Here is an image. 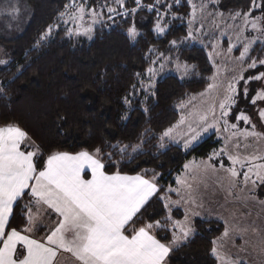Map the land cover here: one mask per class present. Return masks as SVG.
<instances>
[{
	"label": "snow or ice",
	"instance_id": "6c2138e0",
	"mask_svg": "<svg viewBox=\"0 0 264 264\" xmlns=\"http://www.w3.org/2000/svg\"><path fill=\"white\" fill-rule=\"evenodd\" d=\"M182 7L188 9L185 35L167 41L165 51L147 49V67L135 72L136 83L123 103L131 111L130 97L142 96L139 106L148 113L166 69L181 80L196 74L194 65L172 53H179L186 42L207 40L215 71L206 91L215 95L153 138L160 148L182 142L185 152L194 150L205 135H216L223 146L206 160L184 164L186 175H177L173 187L161 184L162 176L155 171H122L124 161L134 162L142 153L147 129L135 145L102 142L91 149L53 151L18 123L0 124V264H58L62 253H70L74 264H171V255L196 233L195 218L204 206L189 183L190 169L205 176L223 171L230 195L241 182L244 187L264 186V154L249 151L252 142L264 140V0H244L227 12L221 10V0H66L55 20L37 34L34 47H44L61 31L70 40L92 41L97 25L112 28L120 21L126 39L137 44L142 34L135 18L141 12L152 14V32L166 37L173 20L184 21L178 15ZM9 8L5 15L22 14L19 5ZM205 21L213 30L205 29ZM234 51L239 55L233 56ZM217 57H225V71L235 61L226 83L218 80ZM5 93L0 86V95ZM177 106L182 112L188 107L183 98ZM129 118L127 113L121 117ZM17 214L21 224L13 227ZM243 231L247 229L225 227L222 237L211 241L214 264H246L221 250L224 238Z\"/></svg>",
	"mask_w": 264,
	"mask_h": 264
},
{
	"label": "trees",
	"instance_id": "16d2710c",
	"mask_svg": "<svg viewBox=\"0 0 264 264\" xmlns=\"http://www.w3.org/2000/svg\"><path fill=\"white\" fill-rule=\"evenodd\" d=\"M22 1L31 11L22 32L10 38L0 35V44L10 51L9 64L0 67V86L6 89L0 95V124L18 123L38 143L53 151L91 149L102 142L135 145L147 129L142 153L134 162L124 161L127 166H122V171L135 174L147 170L149 175L155 171L162 176L161 184L174 186L173 176L188 157L175 145L159 151V141L153 137L178 120V101H185L209 85L213 68L206 51L197 45L182 44L179 53H172L194 65L196 74L183 80L174 74L163 76L157 85L158 95L147 105L148 113L139 106L142 96L130 97L134 99L131 111L123 98L136 83L135 72L147 67V49L155 46L165 51L169 47L167 41L185 35V21L173 20L172 31L166 37H157L152 32L154 17L141 12L135 18L142 34L137 44L126 39L123 22L117 17L120 26H97L92 41L70 40L61 31L54 33L50 43L36 48L37 34L55 20L66 0ZM243 2L221 0V10L227 12ZM187 11L182 7L178 15L186 18ZM126 113L130 118L121 119ZM218 147L219 141L212 135L191 155L205 159ZM195 221L196 233L171 255V264H214L211 241L223 233L224 226L216 220ZM11 224H21L18 214Z\"/></svg>",
	"mask_w": 264,
	"mask_h": 264
},
{
	"label": "rangeland",
	"instance_id": "374dc122",
	"mask_svg": "<svg viewBox=\"0 0 264 264\" xmlns=\"http://www.w3.org/2000/svg\"><path fill=\"white\" fill-rule=\"evenodd\" d=\"M183 1L185 2V0H182V2ZM169 2H171V0H169ZM10 4L20 6L22 14L19 18H17L15 14H13L12 16L5 15L6 12L11 11V9L9 8ZM30 14V9L22 0L1 1L0 35L4 38H10L21 33L24 26L29 20ZM169 18L171 17L169 16ZM184 21L187 27V17ZM204 23L206 30H213V26L210 21H205ZM207 43L208 41L206 40L205 44H201L199 41H190L186 42L185 44L197 45L203 48L209 58V53L212 51V49L210 46H205ZM227 46L228 45L226 41L223 42L222 47L226 49ZM9 53V49L3 47L0 44V60L6 61L7 63ZM237 55H239V52L234 51L233 56ZM217 62L221 65V73L218 80L224 81L226 83L227 78L232 74V67L235 64V61L227 64V71H225L224 69V65L226 63L225 57H217ZM210 63L213 68L211 61ZM169 68H172V66H169ZM214 71L215 69H213V73ZM168 74L179 76V74L175 73L174 71L166 69L163 76ZM210 83H212L211 79L209 84ZM253 87H255V84L253 85ZM207 88L200 93L189 96L185 100V103L188 105V107L184 110V112H182L181 109L177 106V112L179 115L178 120L180 119V116L182 114L193 112L197 108L207 105L210 100V95H215V93L207 94ZM201 93H205V95L201 96ZM241 106H243V102ZM257 131H261V127L259 124L257 125ZM214 136L216 140L219 141V147L217 148L219 149L223 146L224 141L219 140L216 135ZM208 137L210 136H203L195 147H197ZM169 145H175L182 149L184 155L188 157L185 160L184 164L191 162L199 163L200 161L206 160V158L201 159L192 156L191 153L193 150L185 152L182 147V142L180 144L166 142V146L164 148H160L158 143V150L162 151ZM253 149H258L260 154H264V140L252 142L249 151ZM183 166L178 173L174 174V181L177 175H186ZM187 175L189 176V183H191L193 189L197 191V199L201 200L204 205L203 208L198 210L200 211V216L196 217L195 219L199 218L203 220L219 221L223 224L224 230L225 227H229L230 229H247V231L243 232H232L230 238H224L221 241V250L223 254L225 256H231L233 258L239 256L244 261H246V264H264V203H261V201H264V186L253 188L251 183H249L247 187H244L243 182H241L240 187L234 188V194L230 195L227 191V181L224 179L226 174L223 171L218 173H209L207 176H205L203 175V173H193L190 169ZM221 181H223L222 184ZM173 187H176V185L174 184ZM173 199H176L175 195H173ZM181 211L183 212V209H181ZM222 234L218 238H221ZM216 264H218V262H216Z\"/></svg>",
	"mask_w": 264,
	"mask_h": 264
},
{
	"label": "crops",
	"instance_id": "0c3cea01",
	"mask_svg": "<svg viewBox=\"0 0 264 264\" xmlns=\"http://www.w3.org/2000/svg\"><path fill=\"white\" fill-rule=\"evenodd\" d=\"M90 178V174H89ZM58 264H74V260L70 253H62L57 257Z\"/></svg>",
	"mask_w": 264,
	"mask_h": 264
},
{
	"label": "flooded vegetation",
	"instance_id": "af4514ba",
	"mask_svg": "<svg viewBox=\"0 0 264 264\" xmlns=\"http://www.w3.org/2000/svg\"><path fill=\"white\" fill-rule=\"evenodd\" d=\"M9 62H10V58H8L7 63H5V64H0V67H5V66H7V65L9 64Z\"/></svg>",
	"mask_w": 264,
	"mask_h": 264
}]
</instances>
